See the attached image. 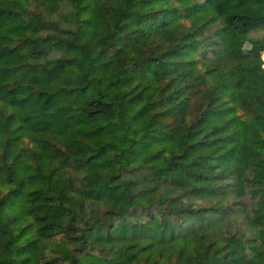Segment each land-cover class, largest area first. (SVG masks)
<instances>
[{"label": "trees", "instance_id": "16d2710c", "mask_svg": "<svg viewBox=\"0 0 264 264\" xmlns=\"http://www.w3.org/2000/svg\"><path fill=\"white\" fill-rule=\"evenodd\" d=\"M264 0H0V264H264Z\"/></svg>", "mask_w": 264, "mask_h": 264}, {"label": "rangeland", "instance_id": "374dc122", "mask_svg": "<svg viewBox=\"0 0 264 264\" xmlns=\"http://www.w3.org/2000/svg\"><path fill=\"white\" fill-rule=\"evenodd\" d=\"M252 35H255V36H262L264 35V27L259 29L258 31L252 33Z\"/></svg>", "mask_w": 264, "mask_h": 264}]
</instances>
